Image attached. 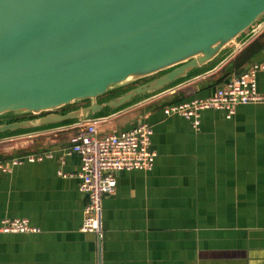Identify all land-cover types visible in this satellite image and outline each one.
Listing matches in <instances>:
<instances>
[{
    "label": "crops",
    "instance_id": "0c3cea01",
    "mask_svg": "<svg viewBox=\"0 0 264 264\" xmlns=\"http://www.w3.org/2000/svg\"><path fill=\"white\" fill-rule=\"evenodd\" d=\"M246 46L215 71L100 122V135L150 125L157 154L153 170L118 174L103 202L102 240L81 230L87 197L70 176L81 168L69 153L76 129L1 144L10 169L0 171V224L24 218L40 231L0 233V264H264V103L239 106L231 118L205 111L199 130L163 111L213 96L225 83H217L221 70ZM255 65H264V50L230 77ZM257 82L264 94V69ZM28 154L46 157L11 165Z\"/></svg>",
    "mask_w": 264,
    "mask_h": 264
},
{
    "label": "water",
    "instance_id": "95a60500",
    "mask_svg": "<svg viewBox=\"0 0 264 264\" xmlns=\"http://www.w3.org/2000/svg\"><path fill=\"white\" fill-rule=\"evenodd\" d=\"M263 31L264 0H0V141L111 118Z\"/></svg>",
    "mask_w": 264,
    "mask_h": 264
},
{
    "label": "built area",
    "instance_id": "2783aa9c",
    "mask_svg": "<svg viewBox=\"0 0 264 264\" xmlns=\"http://www.w3.org/2000/svg\"><path fill=\"white\" fill-rule=\"evenodd\" d=\"M264 65L251 66L244 72L227 79L207 98L191 99L164 107L166 116H180L189 120L199 130L202 114L208 110L224 111L231 118L239 106L264 103V94L258 90L257 74ZM104 120L86 122L72 127L77 130L76 142L69 153L81 158L80 171L74 175L80 179V191L87 197L81 230L104 237V199L114 195L118 174L134 170L151 171L157 154L152 148L153 128L148 124L121 133L100 135L99 124ZM45 154H28L11 161L15 166L24 158L41 161ZM6 163H0V171H8ZM64 177L67 174L60 173ZM40 230L24 218L6 219L0 224V233H37Z\"/></svg>",
    "mask_w": 264,
    "mask_h": 264
},
{
    "label": "trees",
    "instance_id": "16d2710c",
    "mask_svg": "<svg viewBox=\"0 0 264 264\" xmlns=\"http://www.w3.org/2000/svg\"><path fill=\"white\" fill-rule=\"evenodd\" d=\"M264 50V31L252 40L233 60L221 70L217 83L226 81L233 72L241 70L248 65L254 57Z\"/></svg>",
    "mask_w": 264,
    "mask_h": 264
},
{
    "label": "rangeland",
    "instance_id": "374dc122",
    "mask_svg": "<svg viewBox=\"0 0 264 264\" xmlns=\"http://www.w3.org/2000/svg\"><path fill=\"white\" fill-rule=\"evenodd\" d=\"M28 138L29 137H25V136L24 137H21V138H17V139L12 140V143L23 142V141H26ZM0 142H1L0 145L3 144L2 146H4V145L8 144L10 141L8 142V141L5 140V141H0Z\"/></svg>",
    "mask_w": 264,
    "mask_h": 264
}]
</instances>
